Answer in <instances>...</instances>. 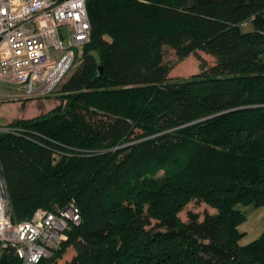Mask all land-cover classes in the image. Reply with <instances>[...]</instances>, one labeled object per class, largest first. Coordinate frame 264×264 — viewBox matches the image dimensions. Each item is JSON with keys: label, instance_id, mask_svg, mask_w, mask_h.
Segmentation results:
<instances>
[{"label": "trees", "instance_id": "trees-1", "mask_svg": "<svg viewBox=\"0 0 264 264\" xmlns=\"http://www.w3.org/2000/svg\"><path fill=\"white\" fill-rule=\"evenodd\" d=\"M86 8L89 42L59 105L0 125L12 223L79 209L37 264H264V231L240 245L238 229L246 208L264 209V0ZM172 54L196 56L200 72L169 78ZM193 200L214 211L182 221ZM17 262L0 249V264Z\"/></svg>", "mask_w": 264, "mask_h": 264}, {"label": "built area", "instance_id": "built-area-1", "mask_svg": "<svg viewBox=\"0 0 264 264\" xmlns=\"http://www.w3.org/2000/svg\"><path fill=\"white\" fill-rule=\"evenodd\" d=\"M89 31L86 0H0V85L16 87L14 97L50 93L70 70L76 50L89 42ZM80 220L70 201L13 224L0 181V249H12L17 264L49 257Z\"/></svg>", "mask_w": 264, "mask_h": 264}, {"label": "rangeland", "instance_id": "rangeland-1", "mask_svg": "<svg viewBox=\"0 0 264 264\" xmlns=\"http://www.w3.org/2000/svg\"><path fill=\"white\" fill-rule=\"evenodd\" d=\"M199 56L203 58L207 65L214 63L213 58L210 56L199 53ZM172 62H175V66L169 73V78H188L191 75H195L200 72V61L196 56L188 55L180 61H176V57L172 54L169 57ZM82 63V48L76 50L73 64L61 82L50 92L45 95L35 96L32 98H24L20 96H11V94H18L20 91L16 87H12L7 84L0 85V125H6L13 120L22 119H34L40 115L54 109L60 103L59 89L61 84L76 70ZM1 129V128H0ZM161 174V173H160ZM213 212L214 210L208 208L204 203H197L194 200L187 203L185 208L179 213V218L186 220V213L188 211L197 212L202 214L204 211ZM248 212H246L247 214ZM73 252L71 248L67 250L63 258L71 259Z\"/></svg>", "mask_w": 264, "mask_h": 264}, {"label": "crops", "instance_id": "crops-1", "mask_svg": "<svg viewBox=\"0 0 264 264\" xmlns=\"http://www.w3.org/2000/svg\"><path fill=\"white\" fill-rule=\"evenodd\" d=\"M246 220L238 229L243 233L239 241L240 245H245L255 240L264 231V209L248 207L245 209Z\"/></svg>", "mask_w": 264, "mask_h": 264}]
</instances>
